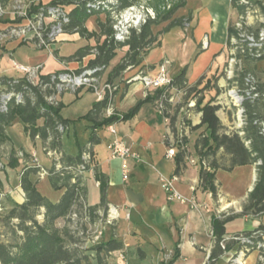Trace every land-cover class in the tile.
Listing matches in <instances>:
<instances>
[{"label": "trees", "instance_id": "1", "mask_svg": "<svg viewBox=\"0 0 264 264\" xmlns=\"http://www.w3.org/2000/svg\"><path fill=\"white\" fill-rule=\"evenodd\" d=\"M10 0H1L6 6ZM105 1L106 4L100 3ZM134 0H52L49 6H58L61 8L59 18L63 21V30L65 33H79L81 37L88 40L95 39L97 44L94 47L85 45L78 48L74 54L68 57H60L61 61H82L85 57L95 54L86 69H89L92 76L100 77L106 70L111 60L117 55V50L128 48L123 60L113 69L109 75V83L115 76L130 66L139 65L144 55H148L152 49L161 46L162 40L159 35L168 33L173 27L182 24L181 18L172 19V21L159 33H154L152 26L162 21L171 20L176 10L184 8L187 0H181L173 9L161 19H150L139 30L132 29L131 34L125 41H118L114 38L113 17L110 14L120 12L131 6ZM234 7L239 12L245 11L244 6H240L238 0H232ZM108 9L105 21L98 19L100 31H90L87 27V21L92 16L99 15ZM45 11L48 7L41 8ZM191 18H189L190 20ZM230 37L234 33L233 26L228 28ZM102 40V41H101ZM57 55L58 52L55 50ZM58 56V55H57ZM187 68H183L173 77L172 86L178 90H186L187 94L184 100L194 95L196 105L191 109L201 113V123L193 128H205L204 135L198 139L196 149L200 158V185L212 192L213 196H218V186L216 184V172L219 169L232 171L238 166L257 165V178L253 189L248 195L247 203L243 207L241 215L259 216L264 214V115L260 108H263L264 96L255 102L245 101L246 124L243 127L244 133H227L217 112L219 107L212 104L215 96L205 101V91L211 81L220 78V74L215 73L214 77L202 76L200 80L189 85L186 77ZM84 69V70H86ZM83 69H77L73 73H81ZM62 71L55 73L41 74L39 81L34 84L26 77L14 78L9 76L0 77V144L9 140L7 128L19 118L23 124L26 133L32 140L41 139L46 152H55L60 155L54 161L51 169H48L47 175L50 183L55 190H63L58 201L54 202L49 197L42 194L33 179L32 174L39 171L34 168L25 172L21 177V187L25 193V201L16 203L9 211L6 218L9 220L18 219V227L23 232L21 240L17 243H6L0 240V262L2 264H93L89 256L84 254L77 241L73 240L67 227L60 229L57 222L69 215L76 213L79 209L86 207L91 212L99 209L108 210V187L109 180L107 176L99 170L94 159V147L100 142L96 130L104 126H109L119 120L127 119L135 115L144 102H152L161 98L162 90H156L146 95L144 100L139 101L131 108L127 114H120L116 110L112 114L105 116V113L112 104L113 97L106 93L100 101H96L90 111L83 118L91 123L89 128L92 130L86 143H82L75 130L74 121L62 116L61 111L65 104L59 100L66 91L58 93L56 85L61 82ZM215 83V84H216ZM202 87H199L201 86ZM260 87V85H259ZM91 89V88H90ZM93 90V89H91ZM264 93V89L260 88ZM76 94L80 89L75 91ZM219 92V90H218ZM3 93H10L11 97L7 100V108L3 109ZM20 94V99L16 96ZM218 94V93H217ZM53 97L52 99H50ZM164 98V97H163ZM168 110L172 109L167 99H164ZM181 103L174 106V113H166L170 117V127L177 133V118L179 109L183 107ZM74 130L75 144L77 152L71 154L65 151L63 139L69 131ZM179 149L175 155L176 173L181 171L187 157L186 137L178 138ZM220 150H224L231 156L229 166H221L214 159ZM90 152L93 156L91 161H85L84 152ZM213 157L212 161L206 163V159ZM57 163L61 166L57 167ZM205 163V164H204ZM11 167L19 165L14 157L8 163ZM4 163L0 157V173L3 171ZM93 171L95 179L100 183L101 200L96 205H88V188L85 182V173ZM2 180L0 177V185ZM79 208V209H78ZM42 211V212H41ZM43 214V221L36 218V213ZM236 214L213 215L212 230L215 237V245L211 251L207 264H216L224 254L225 249L221 246L223 236L226 234V224L236 218ZM264 229V225L251 230L242 232L251 241L250 244L256 245L258 242L264 244L261 235H255L257 230ZM237 241H228L226 249L232 248ZM124 244L115 238L107 241H101L90 249L95 251L98 264H106L102 258V253L109 254L113 251L122 250ZM260 254L264 257V246L260 249ZM257 264H264V260L258 258Z\"/></svg>", "mask_w": 264, "mask_h": 264}, {"label": "crops", "instance_id": "2", "mask_svg": "<svg viewBox=\"0 0 264 264\" xmlns=\"http://www.w3.org/2000/svg\"><path fill=\"white\" fill-rule=\"evenodd\" d=\"M41 1L48 3L52 0ZM9 3L6 5L7 8L9 7ZM228 4L230 8L236 11L235 17L231 16L230 11L227 13L224 10L221 11L219 5L216 3L210 6L208 5L206 14H203L196 24V28L193 30V32L196 30L204 33L201 40H197L194 37L193 41L190 39V42H188L189 36L187 34L185 35L183 50L187 53L191 45V53L187 58L189 59L194 55L192 65L190 67L188 65L187 68L186 77L189 85L196 84L202 76L211 77L213 73L215 74L217 72L213 70L215 59L222 56L225 62L229 40L228 28L232 21L237 20L239 15V11L233 6L232 0H229ZM13 18V15L9 14L3 22L7 23L10 19L12 21ZM217 28L219 30L224 29L222 33L226 35L225 41L211 40ZM89 30L97 31V29ZM63 36L61 38L62 41L76 39L83 41L84 43L80 47L89 44L88 39L81 37L79 33H66ZM20 40L22 41L19 38L10 40L6 34H3L2 37L0 35L1 54L13 56L14 50L20 45ZM52 49L50 54L59 61L55 60L59 65V71L65 68L77 70L80 68V64L86 66L95 57L94 54H91L82 61L68 62L66 66L53 54V51L57 50L60 57H68L74 54L77 49L69 54L62 53L58 48V44L54 45ZM125 55L126 52H122L121 49L117 50V55L111 60L106 70L99 77L101 78V85L109 82L110 73L123 60ZM47 61H49V58ZM160 61H169V74L174 68H178L179 71L182 67V63L178 66L175 65V58H171L162 42L161 46L152 49L148 55H144L139 65L128 67L112 79L111 84L115 86V91L112 96V104L105 113V116H108L114 110L120 114H127L139 101L144 100L147 91L143 84L140 81L130 82L127 80V76L133 71L135 73L144 71L150 75H155L158 72ZM15 63L18 62L13 61L14 68ZM37 64H41L42 69L44 68L42 61H32L28 65ZM1 76L6 75L1 74ZM84 88L80 89L78 94L74 91H66L65 94L72 92L79 96L83 93ZM0 89H2V85H0ZM64 95L59 96V100L63 101ZM96 101H100L99 96H97ZM83 124L85 131L90 135L92 130L89 126L91 123L83 120ZM112 126L116 129V134L111 132L109 126H104L96 130L100 142L94 147L95 163L109 180L108 212L110 206H113L118 209L120 215L109 226V230L105 233L104 241L115 238L124 244L122 250L109 253V264H207L215 245V237L212 230L213 215L236 214L239 215L236 218L243 220V226L240 230L231 228L230 225L233 221L228 222L226 224V234L251 231L264 225V214L259 216L241 215L243 207L247 203L248 194H245L239 200L232 198L229 192H223L217 179L218 171L223 169H219L216 172V184L218 186L217 197L213 196L211 191L200 185V164L190 162V158L193 156L187 154L184 166H182L178 174L176 173V159L167 156V150L174 144L175 133L154 103L149 101L144 102L135 115L127 119L119 120L112 124ZM74 127L77 130L76 126ZM9 128L10 126L7 128L9 142L13 143L9 134ZM197 130L203 132L204 127ZM115 136L123 139L129 145L132 152L137 155V157L130 156L126 159V167L128 168L126 178L124 175L123 160L119 157H113L108 147ZM188 136L191 137L190 131ZM81 142L86 143L87 140ZM191 143L193 142L191 141ZM191 143L188 141L186 144L187 153L191 151ZM34 145L35 141L31 139L27 148L22 149L29 154H35L38 159V165L41 166ZM64 149L71 154L77 152V147L75 152H69L65 146ZM176 149L178 151L179 148ZM196 159H200L199 156ZM250 166L254 172V183L249 186L248 193L253 189L257 178L256 164ZM42 169L48 170L45 167H42ZM42 175L39 178L44 177L43 180L48 178L47 174ZM162 179H173V184L184 197V201H168L167 193L162 185ZM85 182L88 188V205L98 204L101 200L100 184L95 179L92 170L85 173ZM17 188L20 190V196L16 199V202L22 203L25 201V193L20 181ZM63 190L58 194L48 189L46 196L56 202L61 197ZM98 211L101 212L102 209ZM238 247L239 243L237 242L236 249ZM258 258V251H253L247 258V264H257ZM216 264H228V262L225 257L221 256Z\"/></svg>", "mask_w": 264, "mask_h": 264}, {"label": "rangeland", "instance_id": "3", "mask_svg": "<svg viewBox=\"0 0 264 264\" xmlns=\"http://www.w3.org/2000/svg\"><path fill=\"white\" fill-rule=\"evenodd\" d=\"M180 1L181 0H134L132 5L147 6V21L150 19L161 20L167 14V12L173 9ZM187 1V5L184 8H180L175 11L171 20L162 21L152 26L154 33H159L172 21V19H182L181 25L173 27L168 33H165L166 35H159L161 39L164 37L162 39V42L164 44L165 50L168 52V54H170L171 58H175V65L178 66L182 63V67L180 70H182L188 65L190 67L194 61V55H192V57H190L189 59L187 58L188 55L191 53L192 46H189L187 53H185L183 50V44L185 42L184 38L187 34L189 36L188 42H190V39L191 41H193L194 37L197 40H201L204 33H201L196 30L195 32H193V30L196 28V24L198 23L199 19L203 16V14H206V9L208 5L210 6L211 4L216 3L217 5H219L221 11L224 10L226 13L230 11L232 17L236 16V11L230 8L228 4L229 0ZM246 1L251 4V0ZM252 1L254 3V6L245 5V11L239 12L237 20L231 22V25L233 26V29L235 31L228 40L227 56L225 62L224 58L221 56L220 58L215 59V62L213 63V70H216L217 74L221 75L224 69L225 82L223 83V92L226 105V112L229 116V121H222V123L225 127V131L230 134L239 131L241 117V113L239 111L244 104V100H242L241 95L244 94L243 91L247 90L248 88V82L244 79L245 75H247V73H252L256 77L260 88L264 89V56L260 59L250 58V49L252 47L256 48V45H253L249 47L250 49H247L244 43H240L237 40H233V38L239 34L240 24L243 27V31H246L248 32V34L254 35L255 37L257 34V36H260L259 34H261L262 32L264 33V30L262 31V29H264V0ZM50 2L43 3L41 0H11L8 8L7 6L2 5L3 9L0 13L1 37L3 34H6L10 40L18 39L17 36L14 35L13 29L18 25L24 24H29L32 27L31 29L36 31V35H38L39 33H46L50 24L54 21L48 17L42 16L40 13H42L41 8L48 7L50 5ZM105 6L108 5L106 4ZM248 8L251 10H249ZM108 9H110V7H108L105 12L94 17L92 16V18L88 21L89 29H97V32L100 31L98 19L105 21L107 15H109ZM248 12L250 13L248 14ZM9 14L13 15V20L11 21L10 19L7 23L3 22L5 21V19H7ZM113 15L114 13L112 12L110 16L113 17ZM189 18L191 19L189 20ZM223 30V28L222 30H219V28H217L214 34L212 35L211 40L225 41L226 35L225 33H222ZM63 35H66V33L62 32L57 36V39L52 42V48L54 47V45L58 44V48L64 54L74 52L78 47H80L84 43L83 41L78 39L62 41L61 38ZM88 41V45H90L91 47H94L97 44L95 39H91ZM52 50L53 49L40 47L37 43V39L34 37L33 40L21 41L20 45L16 47V50H14L13 56L2 55L0 51V75L2 74L14 78L25 77V73L14 68L13 61H17L18 63L27 65L31 64L32 61H42V63H44V68L42 69L41 74L58 72L59 65L55 62L56 59L54 58V56L50 54ZM121 50L122 52H127L128 48L125 47ZM4 51L6 52V50ZM53 54L60 60L59 54H57V56L54 51ZM230 56L231 58H236V63L234 62V65L232 66L233 68H230ZM48 58L49 61H47ZM240 58L244 60L242 65L239 62ZM61 62H63L67 66L69 61L64 60ZM161 62L162 61H160V63ZM80 65L81 66L78 69L84 70L87 68L88 63L86 66H83V64ZM230 70H233V72H230L232 74L228 75ZM60 71H62L63 73H72L75 70L65 68ZM179 71L178 68H174L173 71H170V74L171 76H173L177 72V75ZM82 73L83 72L75 74L79 75ZM137 74L138 72H131L127 76V80L129 81L130 79L134 78ZM211 77H214V73L211 75ZM98 80L100 81L101 78H98ZM215 83L216 79L211 81V85L205 91H202V93H200V96L204 95L205 101H208L209 99L213 98L214 96H217L220 93L219 85ZM96 84H98V82ZM199 87H202V85ZM90 88L91 87H85L83 89V93L79 96L72 92H67L63 97L65 106L63 107L61 114L64 118L74 121V125L77 129L76 132L78 133L77 135L80 141H86L90 137L87 131H85V127L83 124V120L85 119L83 118V116H85L90 111L94 102H96V98L98 96L95 91L91 90L93 88ZM114 91L115 90H113V92ZM187 100L185 101L180 94H176L177 103L172 104L173 107L169 110L170 115H172L174 113L173 108L175 105L179 103L184 105L179 109L177 118V133L175 134L174 141V145L176 148L179 147V142H177V139L180 138V134L184 132L181 128V122L185 120L186 122L190 123L193 117L197 118L199 116V112L197 110L191 109V107L187 106ZM262 103L263 108L260 109L262 110L264 115V102ZM217 114L218 116L223 117L222 113ZM197 129L199 128H193V125L191 124L189 129L191 137L185 136L190 143L191 141L193 142L190 144L191 151L188 154L196 158H198L199 154L197 152L195 143L199 138L202 137V135H204L203 133L205 132H199ZM9 134L12 138L13 143L9 142L8 140L0 144V157L2 162L4 163L3 171L0 173V177L2 180V184L0 185V240L6 243L14 244L21 240L20 236L23 235V232L18 227V219L9 220L6 218V216L9 211L15 206V204L18 203L16 202V199H18L20 196V190L17 188V185L19 181L21 182V177L23 176V174L25 172H28L29 170L38 168L39 171L32 174L30 177L36 183L38 190L42 194L44 193L45 196L48 189H51L52 191L58 194H60L62 190H55L49 182L50 180L48 176L46 180H43L44 177L39 178L43 176L42 173L44 170L42 169V167L51 169L54 165V161L58 159L59 156L55 153L50 154L49 152H46L43 148L42 141L40 139H35L34 148L37 152V156L42 167L39 166L36 155L29 154L24 149H22L27 148V145L31 142V138L26 133L24 124L19 118H17L14 123L10 126ZM63 142L66 150H68L69 152H75L76 144L73 129H71L69 133L65 135ZM12 157L18 160L19 165L17 167H11L8 165ZM212 159L213 157L206 159V163L211 162ZM214 159H216L221 166H229L231 156L227 154L224 150H221L217 153ZM199 164L200 162H198V165ZM217 179L220 183L223 192H229L232 198H237L240 200L245 194L249 195L250 192L248 193L247 190L249 186L254 183V172L250 165H244L238 167L233 171H218ZM107 216L108 210L106 213L104 210H102L101 212H91L86 207H84L83 209H79V211H77L76 213H73L66 218L60 219L56 225L60 229L67 227L68 231H70L69 233L73 237V240L77 241V245L80 247L83 253L89 256V260L93 264H98L96 259V253L90 248L96 245L97 243H100L101 241L105 240V233L107 230H109V226L112 225L107 223ZM36 218L40 222H42L44 219L43 214L39 212L36 213ZM229 222H232V224L230 225L231 228L240 230L243 226V220L240 218H234ZM239 249H241L240 244L236 250ZM102 258L104 262H106V264L110 263V254L102 253ZM237 259L239 261L236 260V263H243L244 261H247V256L243 255L242 257H240V259ZM0 264L2 263L0 262Z\"/></svg>", "mask_w": 264, "mask_h": 264}, {"label": "built area", "instance_id": "4", "mask_svg": "<svg viewBox=\"0 0 264 264\" xmlns=\"http://www.w3.org/2000/svg\"><path fill=\"white\" fill-rule=\"evenodd\" d=\"M100 3L106 4L105 1H102ZM253 4L254 3L251 0V5ZM2 5L3 4L0 0V13L3 9ZM46 12L47 14H45V11L42 9V13L40 14L54 21L53 23L50 24L46 33H39L38 35H36V31L31 29L32 27L29 24H24V25H18L13 29L14 35L17 36V38L22 39V41L33 40V38L35 37L40 47L52 49V45H53L52 42L57 39V36L59 34L64 32L63 21L62 19L59 18V15L61 14V8L58 6H48ZM249 13L250 12H248V14ZM113 18H114L113 19L114 38L118 41H125L126 39H128L129 35L131 34L132 29L139 30L144 24L147 23V6L131 5L120 12H114ZM254 39H256V48H251L250 58L260 59L264 56V36L256 35V38ZM243 61L244 60L240 58L239 62L241 63V65ZM15 68L25 73V77L32 83L36 84L39 81L42 72L41 64L23 65V64L15 63ZM222 72L223 73L220 75V78L218 79L217 82L220 88V93L217 96H215L212 104L219 107L217 113H222L223 116V117L219 116L220 120L223 122L226 121L228 122L229 116L227 115L226 112V105H225L224 92H223V82H225L224 69ZM91 73L92 72L89 69H86L83 71L82 74L79 75H76L73 72L65 73L61 75V82L56 85L58 93L68 90L77 91L78 89H82L84 87H91L98 94L100 100L105 97L106 93H109L111 96H113V90L115 89V86H113V84L109 82L105 83L104 85H101L100 81L98 80L99 77L92 76ZM244 79L245 81H248V88L246 92L247 101L255 102L256 100L264 96V93L260 91L259 83L256 77L252 73H247ZM129 81L130 82L140 81L143 84L144 88L146 89L147 95L149 93H153L158 89L162 90V96L160 99L156 101V107L164 115L165 121L167 123L170 122V117L166 116V113H169V110L164 99H167V101L170 104H174L177 103L176 94H180L182 98L188 95L186 90H178L172 86L173 77L170 76L169 74V61L161 62L159 64L158 72L155 75H150L144 71H141ZM97 82L98 84H96ZM16 96L20 99V94ZM1 97H2L1 107L3 109H6L7 100L11 97V94L3 93ZM52 98L53 97H51L50 99ZM195 105H196V98L194 97V95L190 96L187 100V106L193 108L195 107ZM112 113L113 112H111L110 114ZM200 123H201V113H199V116L197 118L193 117L190 123L183 120L181 122V128L184 132L180 134V138L182 139L183 137L189 135V129L191 124L193 126H196L199 125ZM109 129L111 130L112 133L116 134L117 131L112 126V124L109 125ZM263 130H264V126H263ZM174 144L167 150V156L169 158H174L177 153V149ZM108 147L111 150L113 157H119L123 160L124 172H125L124 175L126 178L128 175V168L126 167V159L130 156L137 157V155L132 152L129 145L123 139H120L117 136H115V138L109 143ZM49 153L52 154L55 152L50 151ZM57 155L60 157L59 154ZM83 158L85 161H91L93 159V156L91 155L90 152L86 151L83 154ZM190 162L193 164H197L198 162H200V159H196L192 157L190 158ZM60 166L61 164L57 163V167ZM42 174H47V170H44ZM162 185L167 193L168 201L170 202L174 200L184 201V197L175 188L173 184V179H162ZM119 216L120 215L118 209L113 206H110L107 216V223L112 224L115 220L119 218ZM254 234L261 235L262 238L264 239V229L257 230ZM242 236H246V235L241 232V233L225 234L223 236L221 246L225 249V252L222 256L226 258L228 264H247V261H244L243 263H236L237 243L234 245V247L230 249H226V243L228 241H237L238 237H242ZM246 250H247V258L249 254L252 253L253 251H258L259 258L261 260H264V257L260 254L259 250L247 249V248Z\"/></svg>", "mask_w": 264, "mask_h": 264}, {"label": "bare ground", "instance_id": "5", "mask_svg": "<svg viewBox=\"0 0 264 264\" xmlns=\"http://www.w3.org/2000/svg\"><path fill=\"white\" fill-rule=\"evenodd\" d=\"M239 5L240 6H245V5H251L248 1L246 0H239ZM253 7V6H252ZM245 8V7H244ZM249 9V8H248ZM251 10V9H249ZM152 13V12H151ZM246 14V13H245ZM245 17V16H243ZM244 20V19H243ZM149 21V20H148ZM240 23V22H239ZM238 23V24H239ZM242 23V22H241ZM244 24V23H243ZM237 30V29H236ZM247 30V29H246ZM264 29H262L263 31ZM235 31V30H234ZM250 31V30H249ZM255 34V33H254ZM235 35V34H234ZM256 35V34H255ZM258 35V34H257ZM260 36H264V33L262 32L261 34H259ZM256 38L254 35H251V34H248V32L246 31H243V27L242 25L240 24L239 25V34L237 36H235L233 38L234 41H239L240 43H244V45L246 46L247 49H250L249 47L253 46V45H256ZM232 44V43H231ZM232 48V46H231ZM253 48V47H252ZM251 50V49H250ZM238 51V50H237ZM241 51V50H240ZM235 57V56H234ZM247 57V56H246ZM231 58V56H230ZM236 59V58H235ZM234 58H231V63H230V68H233L232 66L234 65V62L236 61ZM236 63V62H235ZM229 64V63H228ZM228 68V67H227ZM227 70V69H226ZM230 72H233V70L229 71L228 75L232 74ZM227 74V73H226ZM229 81V80H228ZM231 81V80H230ZM248 82V81H247ZM224 83V82H223ZM248 86V84H247ZM234 89V88H233ZM226 90V89H225ZM235 90V89H234ZM237 90V89H236ZM246 92L247 90H244L243 93L241 95V98L242 100H244V102L247 100V95H246ZM235 93V92H234ZM238 96V95H237ZM230 98V97H229ZM228 98V99H229ZM235 98V97H234ZM237 101V100H236ZM240 104V103H239ZM230 105V104H229ZM240 106V105H239ZM245 107H244V104H243V107L240 109V113H241V117H240V125H239V131H237L239 134H243L244 131L243 130V127L245 126L246 124V115H245ZM237 242L240 244L241 246V249L239 250H236V260L239 261L237 258L240 259V257H242L243 255H246L247 256V249H254V250H259L262 246H264V244L262 242H258L256 245H253V244H250L251 241L249 240V237L247 236H242V237H238V240ZM260 251V250H259ZM236 261V262H237Z\"/></svg>", "mask_w": 264, "mask_h": 264}, {"label": "water", "instance_id": "6", "mask_svg": "<svg viewBox=\"0 0 264 264\" xmlns=\"http://www.w3.org/2000/svg\"><path fill=\"white\" fill-rule=\"evenodd\" d=\"M252 190V189H251Z\"/></svg>", "mask_w": 264, "mask_h": 264}]
</instances>
